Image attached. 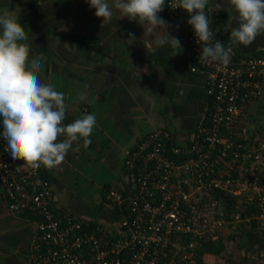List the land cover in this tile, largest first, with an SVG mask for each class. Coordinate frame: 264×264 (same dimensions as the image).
<instances>
[{
	"label": "built area",
	"instance_id": "obj_1",
	"mask_svg": "<svg viewBox=\"0 0 264 264\" xmlns=\"http://www.w3.org/2000/svg\"><path fill=\"white\" fill-rule=\"evenodd\" d=\"M183 12L170 9L166 0L159 15ZM206 12L214 40L227 47L229 41L216 25L218 11L210 6ZM187 42L191 71L204 75L206 86L193 144L173 145L171 131L159 127L125 150L128 189H109L104 197L121 214L116 232L99 226L79 234L82 219L52 210L48 181L38 169L11 159L0 136V188L8 207L37 218L35 264H221L197 259L199 241L243 222V209L256 194L264 199V54L245 56L233 45L234 55L224 67L199 60L201 45L192 28ZM250 106L253 111L248 112ZM166 144L175 157L166 154ZM225 196L232 202L228 212L222 205ZM251 217L259 219L264 230V213L245 219ZM48 242L55 246L42 250V243ZM253 257L264 264V256Z\"/></svg>",
	"mask_w": 264,
	"mask_h": 264
},
{
	"label": "crops",
	"instance_id": "obj_2",
	"mask_svg": "<svg viewBox=\"0 0 264 264\" xmlns=\"http://www.w3.org/2000/svg\"><path fill=\"white\" fill-rule=\"evenodd\" d=\"M213 3L210 0L208 7ZM5 8L19 15L28 32L31 53L43 65L42 81L65 94V122L85 114L96 117L90 145L74 142L60 166L38 169L49 183L52 210L116 232L121 214L104 197L109 189H128L125 150L159 127L171 131L177 146L193 144L206 86L205 76L191 71L189 15L163 18L171 25L168 31L179 38L182 51L161 48L149 55L141 43L140 25L114 16L111 26L101 28L86 0H0V11ZM217 11L216 25L229 41L226 30L233 14ZM236 26L233 21L232 27ZM128 33L137 38L131 46L123 41ZM234 47L245 56L264 54V34L250 46ZM103 206L112 210L106 223L97 221ZM36 221L29 213L12 212L0 188V264H35ZM53 245L42 243L41 249ZM207 255L211 254L203 260L213 262L206 260Z\"/></svg>",
	"mask_w": 264,
	"mask_h": 264
},
{
	"label": "clouds",
	"instance_id": "obj_3",
	"mask_svg": "<svg viewBox=\"0 0 264 264\" xmlns=\"http://www.w3.org/2000/svg\"><path fill=\"white\" fill-rule=\"evenodd\" d=\"M101 20V28L111 26L113 17L127 18L143 28L141 43L145 51L155 54L161 48L182 51L178 37L168 29L171 25L159 13L166 0H86ZM210 0H167L170 9H182L189 15L197 44L201 45L199 60L216 62L226 67L233 45L250 46L264 34V0H214L213 8L233 15L227 30L229 44L214 40L206 8ZM19 15L8 8L0 11V136L7 142L5 151L11 159L23 161L33 170L60 166L74 142L91 144L96 126L94 114L66 123L65 94L45 83L39 76L43 65L32 55L28 32L19 23ZM236 21L237 26L232 27ZM61 30H67L63 27ZM113 26L112 31H115ZM134 33L123 40L126 46L136 42ZM31 56V58H30Z\"/></svg>",
	"mask_w": 264,
	"mask_h": 264
},
{
	"label": "trees",
	"instance_id": "obj_4",
	"mask_svg": "<svg viewBox=\"0 0 264 264\" xmlns=\"http://www.w3.org/2000/svg\"><path fill=\"white\" fill-rule=\"evenodd\" d=\"M254 106L259 111H262V107L260 105L254 104ZM170 143L176 145L174 138L170 141ZM165 148L166 154L168 156L175 157V154H172V151L170 150L171 147L169 145L166 144ZM175 159L178 160L179 158L176 157ZM260 183L264 187V173L263 176L260 177ZM262 195L264 197V191ZM224 198L225 199L222 202V205L224 206L225 212H228L232 207V202L227 196H225ZM243 210V222L228 227L229 233L227 236V240L224 239L225 233L223 231V234H219L214 239L206 238L199 241L195 249L197 259H199L200 261H204V256L206 254H211L219 257V260H221V264H233L231 252L235 249L239 253V260L237 261L238 264H257L258 260L253 256H264V230L260 225L259 219L251 217L249 218V220H246L245 218L256 213H264V199L263 201H260L258 199V195L256 194L254 200L249 203ZM82 221V229L78 231L79 234H82L83 231L89 232L101 226L98 223H93L85 220ZM98 232H101V230H98ZM184 236L185 240L190 239L189 234H186ZM232 244L233 246L231 247Z\"/></svg>",
	"mask_w": 264,
	"mask_h": 264
},
{
	"label": "rangeland",
	"instance_id": "obj_5",
	"mask_svg": "<svg viewBox=\"0 0 264 264\" xmlns=\"http://www.w3.org/2000/svg\"><path fill=\"white\" fill-rule=\"evenodd\" d=\"M247 110H248V112L253 111V107L250 106V107H248ZM176 141H177V143L182 144V142H180L178 140H176ZM111 212H112L111 206L110 207L103 206L101 208L100 216L98 217L97 221L100 222V223H106L105 220L110 217L109 214ZM221 231H224V233H225L224 234V239L227 240V236H228V233H229L228 228L221 229L220 232ZM232 246H233V244L231 245V247ZM231 253H232V261H233L232 263L233 264H238V262H237L239 260V253H238V251L234 249ZM205 258H206V260L208 258L209 261L212 260L213 262H216L215 259H217V261L220 259L219 257L214 256V255H207Z\"/></svg>",
	"mask_w": 264,
	"mask_h": 264
},
{
	"label": "water",
	"instance_id": "obj_6",
	"mask_svg": "<svg viewBox=\"0 0 264 264\" xmlns=\"http://www.w3.org/2000/svg\"><path fill=\"white\" fill-rule=\"evenodd\" d=\"M247 118H248V124H252L253 119L249 116H247ZM260 119H261V117H259L257 120H260Z\"/></svg>",
	"mask_w": 264,
	"mask_h": 264
}]
</instances>
